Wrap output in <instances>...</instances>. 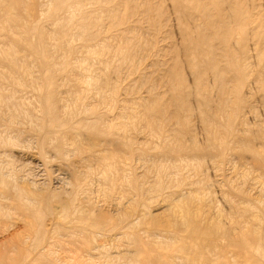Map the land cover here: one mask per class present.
<instances>
[{"label": "rangeland", "instance_id": "obj_1", "mask_svg": "<svg viewBox=\"0 0 264 264\" xmlns=\"http://www.w3.org/2000/svg\"><path fill=\"white\" fill-rule=\"evenodd\" d=\"M55 1L24 0L27 8L24 6V10L13 11L11 16L15 18L6 19L0 13V30H2L0 31L2 81L0 87L3 86L0 88V118L9 111L15 113L17 121L22 124H17L14 130H5L4 127L7 125L0 121L2 128L0 133L8 136L17 134L13 142L15 147L0 144V155L4 158L7 153L5 158L17 159L12 162L18 184L21 180H23L21 184L30 181L28 185L31 188H27L32 189L31 191L41 189L44 193L46 191L45 194L51 195L53 191L58 190L55 193L59 194V198L56 196L57 198L52 199V197L49 202L51 204H48L52 209L45 215L47 220L45 217L43 219L45 224L42 221L44 225L42 224L41 229H45L44 235L41 230L38 231L40 235L37 234V237L41 247L35 248L38 251L34 253L33 248V251L30 248L32 252H29L30 261L27 260L25 264H31L32 260L35 264H44L41 260L34 261L38 253L48 254L47 257L54 254V258L45 260L51 264L58 262L59 264H132L134 240L142 252L152 251L162 255L159 264H181V260L167 256V252L161 246L171 241L170 244L179 245L184 241L182 245L187 247L192 245L191 238L193 239L195 235L205 239L200 249L207 257L205 262L202 260L198 262L199 264H264V252L258 247L259 243L264 248V0H191L193 3L199 1L205 4L209 9L212 8L209 4H216L217 1L218 8L222 12L217 11L220 12L218 16L222 14L216 18L217 20L208 18L212 10H207L206 14H202L203 16L197 15V12L194 17L186 19L192 4L187 1L179 3L178 1L181 0H128L126 6H122L125 4L124 0H113L109 4L104 0H67L68 2L65 0L67 4L64 2L62 8L54 10ZM108 6L118 8L114 16L115 19L121 18V22L117 23L114 19L106 18ZM147 7L149 9H146ZM85 23H88L86 28H84ZM198 39L207 40L206 48L198 53L190 52V43ZM37 41L42 46L44 61L50 67V76L53 80L50 90L56 113L58 118L63 120L61 128H54L62 136L57 133L58 136L51 138L43 151L39 150L37 138L28 132L30 127L35 129L34 125L40 122L38 118L43 112V104L39 100L46 89L36 82V79L40 78V71L35 58L28 52V46H38ZM211 59L214 60L215 66L211 64ZM32 64L35 65L32 67L30 66ZM173 68L176 71L169 74ZM217 72L220 75L218 78ZM27 73L36 76L31 75L32 78L29 80ZM87 77L89 80L86 79ZM16 80L23 82H20L22 85L19 86ZM78 82H81V85ZM23 85L29 91L22 88ZM201 95L209 99L206 106L202 104ZM10 98L14 99L10 100ZM19 98L22 102L17 101L20 100ZM5 99L7 100L4 101ZM26 100L31 101V104L25 103ZM26 104L33 107L27 108L29 106ZM33 108L35 114L32 112ZM22 111L26 112L25 117L22 116L24 114ZM20 114L24 118L23 121ZM27 119L28 122L31 121L30 125ZM37 120L38 123L34 122ZM27 138L30 143L27 142ZM67 140L78 142L82 150L85 149L84 147L87 149L82 151L83 153H76L73 145ZM88 144H92L95 149L92 146V149L88 148ZM65 150H68L66 159L63 155ZM101 152L106 154L103 155ZM68 153L74 154L69 156ZM100 153L102 156L99 155ZM2 157L0 156L1 164H3ZM84 157L88 161H84ZM110 157L114 158L112 161L114 171L111 169L112 171L106 174L108 179H105L104 168L106 164H110L108 159ZM91 159H94L97 165ZM1 164L0 168L4 165ZM99 165L100 169H97ZM19 167L23 171L27 169L30 173H26V170V172L18 170ZM79 167L89 170L82 171ZM22 174L32 176L24 180L26 176ZM94 188L100 190L99 194ZM61 199L62 201H59ZM0 200L2 205L8 203L6 199L0 198ZM71 201L72 203H69ZM55 202L59 206L61 203H63L61 206L67 205L65 207L69 212L67 209L66 217L69 221L67 219L64 222L59 221L63 216L60 218V208L58 209V206L55 208L57 205ZM75 209L78 210L76 213ZM71 215L81 220L89 219L86 223L89 226L98 223L99 229L91 227L89 231L78 232L74 230L75 227L80 226L78 220L70 217ZM11 216L0 218L4 222L10 219V227L8 221L4 227L0 225V230L5 232H0V244L3 245L4 250L8 248L5 245L9 243H14V246L23 245L20 247L23 252L22 249L32 243L33 229L29 232L23 228L25 223L22 218L20 220V216L17 217V214ZM98 217L99 221H97ZM102 219L106 221L103 222ZM135 221L136 223H133ZM53 226L55 227L52 228ZM193 232L194 236L191 234ZM18 233L23 236H19ZM92 234L93 236L96 234V237H92ZM99 235L100 238L97 237ZM116 236L117 238L120 236L119 240L115 238ZM244 236L255 237L253 239L256 243L246 249L233 246V241ZM22 237H26L25 240ZM110 238L115 239L110 240ZM26 239L29 244L25 245ZM106 239L108 242H105ZM15 240L18 242L16 243ZM99 240L103 245L98 243ZM84 241L87 244L83 245ZM55 243H58L59 247ZM68 243L70 245H67ZM47 245L52 247L47 248L49 247ZM17 246L12 247L13 250L16 251L19 247ZM2 247L0 245L3 252ZM7 248L6 254L7 251L14 253L13 256L7 254L8 257H12V262L21 255ZM257 248L261 251L259 252ZM42 249H49L48 253L41 252ZM18 250L20 251L17 249V252ZM205 251L211 253L207 254ZM2 252L0 254L4 255L5 252ZM255 252L259 253L258 256ZM261 253L263 256L260 255ZM14 256L17 257L13 258ZM260 257L263 258L259 259Z\"/></svg>", "mask_w": 264, "mask_h": 264}, {"label": "bare ground", "instance_id": "obj_2", "mask_svg": "<svg viewBox=\"0 0 264 264\" xmlns=\"http://www.w3.org/2000/svg\"><path fill=\"white\" fill-rule=\"evenodd\" d=\"M25 1H27V0H25ZM67 1V0H66ZM105 2H106V4H109L110 2H112L113 0H104ZM125 1V4L124 5H122V6H126V2L128 1V0H124ZM176 1H178V0H176ZM188 2V3H191L192 4V7H191V9L187 12V14H186V19H190V17H192L195 13H197L198 12V14L197 15H202V14H206V11L207 10H212L211 11V14H209L208 15V18L209 19H216V18H219L220 16H222V14H220L219 16H218V13H220L221 12V10L218 8L219 7V5L217 4V1L215 2L216 4H213L212 5V3L211 4H209V5H211L212 6V8L211 9H209V8H207V5H205V4H203V3H199V1L198 2H195V3H193V1H191V0H181V1H178L179 3H183V2ZM212 1V0H211ZM65 0L64 1H61V0H56L55 1V7H54V10H57V9H59V8H62L63 7V5H65ZM68 2V1H67ZM147 2V1H146ZM49 3H50V1H49ZM48 3V4H49ZM133 3V2H132ZM205 3V2H204ZM67 4V3H66ZM82 4V3H81ZM185 4V3H184ZM228 4V3H227ZM146 5V4H145ZM186 5H188V4H186ZM26 7V5H25V3H24V0H3V1H0V13H1V15L4 17V18H6V19H9V17L11 18H15V17H13V16H11L12 15V12L13 11H20V10H24L23 9V7ZM181 6V5H180ZM28 7H30V6H28ZM76 7V6H75ZM104 7V6H103ZM179 7V6H178ZM214 7H215V9L216 10H214ZM223 7V6H222ZM27 8V7H26ZM45 8V7H44ZM187 8H189V7H187ZM235 8H236V6H235ZM49 9V8H48ZM50 9H52V6H51V8ZM67 9H69V8H67ZM77 9V8H76ZM146 9H149L148 7L146 8ZM179 9H181V7H179ZM227 9H229V8H227ZM107 10V15H106V18L107 19H114V20H116V22L117 23H119V22H121V18H117V19H115V12L118 10V8H116V7H110V6H108V8L106 9ZM132 10V9H131ZM236 10V9H235ZM238 10V9H237ZM130 11V10H129ZM217 11H220V12H217ZM222 11H224V10H222ZM226 11V10H225ZM239 11V10H238ZM24 12V11H23ZM30 12V11H29ZM55 12V11H54ZM71 12V11H70ZM149 12V11H148ZM237 12V11H236ZM33 13V12H32ZM48 13L49 12H47V15H48ZM57 13V12H56ZM67 13V12H66ZM69 13V12H68ZM222 13V12H221ZM241 13V12H240ZM14 14V13H13ZM16 14V13H15ZM14 14V15H15ZM23 14V13H22ZM31 14V13H30ZM53 14H55V13H53ZM60 14H61V12H60ZM73 14V13H72ZM75 14V13H74ZM96 14V13H95ZM242 14V13H241ZM24 15V14H23ZM56 15V14H55ZM233 15V14H232ZM26 16V18H27V15H25ZM57 16H58V14H57ZM73 16V15H72ZM99 16V15H98ZM196 16V15H195ZM203 16V15H202ZM218 16V17H217ZM53 17H54V15H53ZM194 17V16H193ZM236 17V16H235ZM18 18V17H17ZM20 18V17H19ZM49 18V17H48ZM148 18V17H147ZM256 18V17H255ZM30 19V18H29ZM65 19V18H64ZM16 20V19H15ZM19 20V19H18ZM17 20V21H18ZM193 20V19H192ZM217 20V19H216ZM68 21V20H67ZM66 21V22H67ZM73 21V20H72ZM93 21H95V20H93ZM107 21V20H106ZM147 21V20H146ZM10 22V21H9ZM104 22V21H103ZM114 22V21H113ZM116 22H114V23H116ZM11 23H12V21H11ZM197 23V22H196ZM70 24V23H69ZM104 24V23H103ZM198 24V23H197ZM4 25V24H3ZM14 25V24H13ZM143 26V25H142ZM201 26V25H200ZM86 27H88V23H85L84 24V28H86ZM197 27V26H196ZM15 28V27H14ZM107 28V27H106ZM16 29V28H15ZM197 29V28H196ZM196 29H195V31H196ZM8 30V29H7ZM19 30H21V29H19ZM47 30V29H46ZM199 30V29H198ZM0 31H2V30H0ZM22 31V30H21ZM48 31V30H47ZM76 31V30H75ZM8 32H10V30L8 31ZM20 32V31H19ZM40 32V31H39ZM82 32V31H81ZM85 32V31H84ZM199 32V31H198ZM197 32V33H198ZM3 33V32H2ZM41 33H43V32H41ZM73 33V32H72ZM79 33H80V29H79ZM9 34V33H8ZM11 34V33H10ZM39 34V33H38ZM44 34V33H43ZM95 34V33H94ZM225 35H226V33H225ZM11 36L13 37V35L11 34ZM23 36V35H22ZM47 36V35H46ZM49 36H52V35H49ZM74 36V35H73ZM82 36V35H81ZM197 36V35H196ZM3 37H5V36H3ZM15 37H17V36H15ZM42 37V36H41ZM70 37V36H69ZM68 37V38H69ZM90 37V36H89ZM131 37V36H130ZM198 37V36H197ZM18 38V37H17ZM37 38V37H36ZM32 39H33V37H32ZM85 39H87L86 37H85ZM106 40V39H105ZM126 40V39H125ZM131 40V39H130ZM140 40V39H139ZM225 41H226V38L224 39ZM127 41H128V39H127ZM126 41V42H127ZM206 41L207 40H205V39H198V40H195V42L193 41V43H190V45H189V51L190 52H192V51H194V52H196V53H198L200 50H202L203 48H206ZM32 42V41H31ZM38 42V41H37ZM39 42H40V35H39ZM38 42V46L37 47H35V46H28V52L30 53V55L31 56H33L34 58H35V61H36V63H37V66H38V68H39V71H40V78L39 79H36V78H34V79H36V82H38L40 85H42V87H46V89H45V92H43V94H41V96H40V102L43 104V112H42V114H41V116L39 115V118H38V120L40 121L39 123H38V120L37 121H34V122H36V123H38L36 126L34 125V128L35 129H33V128H31L30 127V130L28 131V132H30L31 133V135H33L35 138H37V145H38V147H39V150L40 151H43V149L45 148V146L47 145V142L52 138H54V137H57L58 135H56L58 132H56L55 130H54V128L55 127H58V128H61V124L63 123V120H61V119H59L58 118V116H57V113H56V107H55V103L53 102V97H52V95H51V90H50V88H51V86L53 85V80H52V78H51V76H50V67L48 66V64H46V62L44 61V57H43V53H42V50H41V48H42V46H41V44ZM73 42V41H72ZM72 42H69V43H72ZM55 44V43H54ZM10 45V44H9ZM70 45V44H69ZM64 46V45H63ZM130 46V45H129ZM27 48V47H26ZM53 48H55V46L53 47ZM125 48V47H124ZM10 49V48H9ZM14 49V48H13ZM66 49V48H65ZM57 50H59V49H57ZM88 51H89V49H88ZM109 51V50H108ZM60 52H61V50H60ZM61 53H63V52H61ZM100 53H102V52H100ZM157 53V52H156ZM229 53V52H228ZM85 54H87V53H85ZM46 55V54H45ZM14 56V55H13ZM85 56V55H84ZM195 56V55H194ZM16 57V56H15ZM15 57H13L14 59H15ZM61 57H63V55L61 56ZM7 58H9L8 56H7ZM12 58V57H11ZM12 58V59H13ZM30 58V57H29ZM10 59V58H9ZM21 59V58H20ZM11 60V59H10ZM22 60V59H21ZM29 60V59H28ZM27 60V61H28ZM83 60V59H82ZM101 60H102V58H101ZM14 61H16V60H14ZM49 61V60H48ZM47 61V62H48ZM77 61V60H76ZM86 61V60H85ZM108 61V60H107ZM139 61V60H138ZM5 62H7V61H5ZM25 62V61H24ZM65 62V61H64ZM13 63V62H12ZM17 63H19V62H17ZM49 63V62H48ZM64 64V63H63ZM84 64H86V63H84ZM103 64V63H102ZM211 64L213 65V66H215V63H214V60L213 59H211ZM14 65V64H13ZM16 65V64H15ZM33 65H35V64H32V65H30V66H32L33 67ZM101 65V64H100ZM9 66V65H8ZM106 66V65H105ZM16 67V66H15ZM36 68V67H35ZM107 68V67H106ZM172 68V67H171ZM61 69V68H60ZM80 69V68H79ZM105 69V68H104ZM143 69V68H142ZM6 70V69H5ZM10 70V69H9ZM14 70V69H13ZM12 70V71H13ZM17 70V69H16ZM29 70L31 71V69L29 68ZM33 70H35V69H33ZM64 70V69H63ZM36 71V70H35ZM66 71V70H65ZM65 71H63L64 73H65ZM82 71H84V70H82ZM98 71V70H97ZM104 71H106V70H104ZM169 71V70H168ZM176 71V69L175 68H173V70H171V71H169V74L170 73H174ZM10 72V71H9ZM14 72H15V70H14ZM22 72V71H21ZM25 72H26V70H25ZM29 72V71H28ZM4 73V72H3ZM6 73V72H5ZM17 73V72H16ZM61 73V72H60ZM81 73H83V72H81ZM9 74V73H8ZM23 74H24V72H23ZM28 74V73H27ZM63 74V73H62ZM87 74H89V73H86V75ZM99 74H100V72H99ZM98 74V75H99ZM102 74V73H101ZM136 74V73H135ZM11 75V74H10ZM32 74H28V76H29V80H30V78H32V77H30ZM36 76V74H33L32 76ZM38 75V74H37ZM69 75H71V74H69ZM73 75H74V73H73ZM25 76V75H24ZM76 76V75H75ZM74 76V77H75ZM9 77H13V76H9ZM15 77V76H14ZM13 77V78H14ZM83 77V76H82ZM140 77V76H139ZM216 77L218 78V77H220V75L218 74V72H217V74H216ZM1 78H2V76H1ZM12 78V79H13ZM107 78V77H106ZM11 79V78H10ZM77 79V78H76ZM80 79V78H79ZM86 79H88V77L86 78ZM92 79V78H91ZM90 79V80H91ZM105 79V78H104ZM14 80V79H13ZM19 80H21V78L19 79ZM27 80V79H26ZM39 80V81H38ZM89 80V79H88ZM88 80H86V81H88ZM95 80V79H94ZM97 80V79H96ZM100 80V79H99ZM98 80V81H99ZM142 80V79H141ZM0 81H1V79H0ZM6 81V80H5ZM11 82H12V84H13V81L12 80H10ZM17 81V80H16ZM31 81H33L32 79H31ZM31 81H29L30 82V84H31ZM84 81V80H83ZM105 81V80H104ZM2 82V81H1ZM21 82V81H20ZM19 81H17V83H18V85L20 84V85H22L21 83H23V82H21L20 83ZM60 82V81H59ZM6 83V82H5ZM14 83H15V80H14ZM78 83H80V85H81V82H78ZM86 83V82H85ZM99 83V82H98ZM104 83V82H103ZM26 84H28V81H27V83ZM34 84H35V80H34ZM66 84V83H65ZM75 84V83H74ZM84 84V83H83ZM88 84V83H87ZM132 84V83H131ZM19 85V86H20ZM32 85V84H31ZM30 85V86H31ZM63 85V84H62ZM17 86V85H16ZM26 86V85H25ZM67 86V85H66ZM87 86V85H86ZM113 86V85H112ZM3 87V86H2ZM2 87H0V88H2ZM35 87H38V86H35ZM62 87V86H61ZM88 87V86H87ZM16 88V87H15ZM21 88V87H20ZM22 88H26V87H24V85H23V87ZM21 88V89H22ZM55 88V87H54ZM56 88H57V86H56ZM89 88V87H88ZM4 89V88H3ZM3 89H2V92L4 93V91H3ZM9 89V88H8ZM7 89V90H8ZM17 89V88H16ZM27 90H28V88H26ZM31 89V88H30ZM33 89V88H32ZM58 89V88H57ZM93 89V88H92ZM35 90V89H34ZM34 90H31V92L33 91V94L35 93L34 92ZM72 90V89H71ZM29 91V90H28ZM38 91V90H37ZM80 91H83V90H80ZM98 91V90H97ZM14 92H15V90H14ZM19 92V91H18ZM18 92H16V93H18ZM23 92V91H22ZM21 92V93H22ZM55 92H57V91H55ZM66 92V91H65ZM68 92V91H67ZM66 92V93H67ZM99 92V91H98ZM105 92V91H104ZM1 93V92H0ZM12 93V92H11ZM65 93V94H66ZM81 93V92H80ZM87 93V92H86ZM15 94V93H14ZM13 94V95H14ZM20 94V93H19ZM19 94H18V96H19ZM23 94V93H22ZM22 94H20V95H22ZM36 94V93H35ZM37 94H39V92L37 93ZM63 94V93H62ZM70 94V93H69ZM10 95V94H9ZM9 95H8V97H9ZM13 95H12V97H13ZM73 95V94H72ZM76 95V94H75ZM80 95V94H79ZM106 95V94H105ZM11 96V95H10ZM16 96V95H15ZM29 96V95H28ZM57 96H59V94H57ZM31 97V96H30ZM68 97V96H67ZM76 97H77V95H76ZM96 97V96H95ZM26 98V97H25ZM33 98V97H32ZM73 98V97H72ZM93 98H94V96H93ZM99 98V97H98ZM107 98V97H106ZM201 98H202V104H203V106H206V104H208L209 103V99L208 98H206V97H203L202 95H201ZM12 98H10V100H11ZM14 99V98H13ZM12 99V100H13ZM20 99V98H19ZM28 99V98H27ZM37 101H38V99L37 98H35ZM83 99H85V98H83ZM0 100H1V98H0ZM7 99H5L4 101H6ZM34 100V99H33ZM61 99H59V101H60ZM69 100V99H68ZM9 101V100H8ZM7 101V103H8V105L10 106V104H9V102ZM17 101H21L22 102V100L20 99V100H17ZM24 101V100H23ZM64 101H66V100H64ZM75 101V100H74ZM77 101V100H76ZM90 101H91V99H90ZM13 102V101H12ZM29 101L28 100H26V102L25 103H28ZM61 102V101H60ZM70 102V101H69ZM94 102V101H93ZM97 102V101H96ZM15 103H17V102H15ZM30 104H31V101L29 102ZM35 103V102H34ZM66 103V102H65ZM71 103V102H70ZM74 103V102H73ZM72 103V104H73ZM101 103V102H100ZM108 103H110V102H108ZM5 104H6V102H5ZM21 104V103H20ZM30 104H26V106H29V107H27V108H32L33 106H30ZM69 104V103H68ZM75 104V103H74ZM73 104V105H74ZM89 104V103H88ZM95 104V103H94ZM102 104V103H101ZM7 105V104H6ZM35 105H37V104H35ZM90 105V104H89ZM89 105H87V106H89ZM114 105V104H113ZM12 106V105H11ZM17 106V105H16ZM22 106V105H21ZM39 106V105H38ZM60 106H61V104H60ZM67 106V105H66ZM75 106H77V105H75ZM90 107H91V105H90ZM90 107H88V108H90ZM103 107V106H102ZM11 108H13L14 109V107H11ZM13 109H12V111H13ZM17 109H18V106H17ZM66 109V108H65ZM73 109V108H72ZM81 109V108H80ZM119 109V108H118ZM2 110V109H1ZM20 110V109H19ZM37 110H39V109H37ZM64 110V109H63ZM70 110V109H69ZM74 110V109H73ZM78 110V109H77ZM108 110V109H107ZM6 111H7V109H6ZM21 111V110H20ZM66 111V110H65ZM85 111V110H84ZM93 111V110H92ZM14 112H15V110H14ZM17 112V111H16ZM34 114H35V112L36 111H34V108H33V111H32ZM63 112V111H62ZM111 112V111H110ZM110 112H109V114H110ZM119 112V111H118ZM22 113H24V111H22ZM108 113V112H107ZM173 113V112H172ZM3 114V113H2ZM28 114V113H27ZM64 114V113H63ZM62 114V115H63ZM83 114V113H82ZM90 114V113H89ZM98 114V113H97ZM24 115H26V112L22 115L23 117H25ZM38 115V114H37ZM22 116H21V114H20V118H21V120L22 119H24V118H22ZM116 116H118V115H116ZM127 116V115H126ZM29 117V116H28ZM27 117V118H28ZM30 117H32V116H30ZM74 117V116H73ZM97 117V116H96ZM131 117V116H130ZM134 117V116H133ZM205 117H207V116H205ZM18 118H19V116H18ZM68 118V117H67ZM93 118V117H92ZM29 119H31V118H29ZM29 119H27V122L29 121ZM34 119V118H33ZM64 119V118H63ZM70 119V118H69ZM109 119V118H108ZM126 119V118H125ZM206 119V118H205ZM18 119H17V117H16V114L14 113V114H12V113H10L9 111L8 112H6L5 113V115L4 116H2L1 118H0V121L1 122H4L7 126L6 127H4V129L5 130H9V129H13L14 130V128L15 127H17V124H19V125H22V124H20L19 122L20 121H17ZM35 120V119H34ZM23 121V120H22ZM71 121V120H70ZM94 121V120H93ZM31 122V121H30ZM30 122H28L29 123V125H30ZM89 122V121H88ZM92 122V121H91ZM96 122V121H95ZM23 123H25V122H23ZM177 123V122H176ZM146 124V123H145ZM29 125H28V127H29ZM61 125V126H60ZM24 126V125H23ZM2 127V126H1ZM19 127V126H18ZM37 127V128H36ZM104 127V126H103ZM21 128V127H20ZM22 128H25V127H22ZM21 128V129H22ZM142 128V127H141ZM0 129H2V128H0ZM17 129V128H16ZM29 129V128H28ZM105 129V128H104ZM34 130H35V132H34ZM102 131V130H101ZM75 132V131H74ZM103 132V131H102ZM150 132V131H149ZM5 133V132H4ZM8 133V132H7ZM14 133V132H13ZM19 133V132H18ZM60 133V132H59ZM58 133V134H59ZM76 133V132H75ZM19 134H21V135H23L22 133H19ZM77 134V133H76ZM17 134H12L11 136H8V135H4V134H2V133H0V144L2 145V146H4L5 144H9V145H14V147H15V144L13 143L15 140H16V138H17V136H16ZM16 136V137H15ZM59 136L61 137L62 136V134L60 133L59 134ZM67 137H68V140H69V136H68V134H67ZM89 137V136H88ZM29 138V137H28ZM28 138L26 139V140H28ZM35 138H33V139H35ZM78 138V137H77ZM83 138H84V136H83ZM30 139V138H29ZM82 139V138H81ZM85 139V138H84ZM55 140V139H54ZM62 140H64V138H62ZM61 140V141H62ZM67 140V141H68ZM77 140V139H76ZM86 140V139H85ZM31 141V140H30ZM79 141V140H78ZM82 141V140H81ZM28 143H30L29 142V140L27 141ZM32 142V141H31ZM34 142V141H33ZM32 142V143H33ZM53 142V141H52ZM70 141H68V143H69ZM90 142V141H89ZM16 143V142H15ZM18 143V142H17ZM24 143V142H23ZM26 143V142H25ZM27 143V144H28ZM31 143V144H32ZM51 143V142H50ZM49 143V144H50ZM67 143V144H68ZM72 145H73V147L75 148V152L76 153H79L80 154V152H82V151H84L85 149H87V147H84L85 149L84 150H82V147H81V145H79L78 144V142L76 143L75 141H71L70 142ZM86 143V142H85ZM115 143V142H114ZM96 144V143H95ZM1 145H0V147H1ZM21 145V144H20ZM26 145V144H25ZM99 145L101 146V144L99 143ZM98 145V146H99ZM116 145V144H115ZM127 145V144H126ZM17 146H19V144L17 145ZM22 146V145H21ZM30 146V145H29ZM51 146V145H50ZM88 146V148H90V149H92V148H94L95 149V147H93L92 146V144H88L87 145ZM91 146H92V148H91ZM97 146V147H98ZM10 147V146H9ZM25 147V146H24ZM26 147H28V146H26ZM25 147V148H26ZM65 147V146H64ZM68 147V146H67ZM70 147V146H69ZM72 147V146H71ZM4 148V147H3ZM29 148V147H28ZM31 148V147H30ZM49 148V147H48ZM13 149V148H12ZM33 149V148H32ZM71 149V148H70ZM108 149V148H107ZM1 150H2V148H1ZM4 150V149H3ZM54 150V149H53ZM238 150V149H237ZM39 151V152H40ZM91 151V150H90ZM67 152H68V150H65V152H63V155H64V158L66 159L67 158V156H66V154H67ZM73 152V151H72ZM74 152V153H75ZM89 152V151H88ZM106 152V151H105ZM113 152V151H112ZM74 153H70L71 155L72 154H74ZM83 153V152H82ZM99 153V152H98ZM102 153V152H101ZM101 153L99 154V155H101ZM107 153V152H106ZM106 153H102L103 155L104 154H106ZM3 154V153H2ZM5 154V153H4ZM7 154V153H6ZM6 154L4 155V158L2 157L3 155H0L2 158H3V164H1V165H3V167L2 168H0V198L1 199H6V201H8V203H5L6 205H2V203H0V218H1V216L2 217H7L8 218V216H11L12 214H17V217L18 216H20L19 218H20V220H21V218L23 219V221H24V223H25V225H24V227L23 228H25V229H27L28 231L29 230H31V229H33V231H32V234H34V235H32V238L30 237V236H28L29 238H31L32 240H31V244H30V246H28V247H26L27 245V243L29 244V242L27 241V239H26V241L27 242H25L24 240V238H26V237H22L24 240H23V242H25V247H24V249H22L23 250V252L21 251V246L23 247V245H21L20 246V244H17V245H15V246H17L18 248L17 249H20V251L18 250V252H17V249H16V251L15 250H13V248L12 247H15L13 244H11V243H9V245L11 244V248H9L10 246L6 243V241H5V243L7 244V245H5V246H8V248L9 249H12L13 250V252L15 251V253H17V254H21L20 256L19 255H17V254H15V255H17V256H19V257H17V256H14L13 258H16L17 260H15V261H13L12 262V257H8V255L7 254H9L10 252H8L7 251V254H6V248H5V250L3 249V245L2 244H0L1 245V247H2V249H3V252H5L4 253V255L6 254L7 256H6V258L8 257V260H10L9 262H8V260L6 259V258H4L5 256L3 255V254H0V264H25L26 262H27V260H29V256H30V254H29V252H31L30 251V248H31V250H32V248H33V253L39 248L38 246H40V244H39V240H38V237H37V234H39V232L38 231H42V234L44 235V232H45V229L43 230V229H41V227H42V224H43V219H44V217H45V215H46V213H48L49 211H50V209H52V208H50L49 207V205L51 204V203H49L50 202V199L52 198V199H54L56 196H58V198H59V194L58 195H56V193H55V191H58V190H55V191H53L52 192V194L50 195V194H45L46 193V191H45V193H44V191H42L41 189H37V190H34L33 189V191H31L30 189H28L27 187H29V188H31L28 184H29V182L28 183H25V184H21L20 182H22L23 180H19L20 182H19V184H18V182H17V180H16V176H15V173H14V164H13V160L14 159H16V158H12L11 160L9 159H7V157L5 158V156H6ZM40 154V153H39ZM46 154V153H45ZM69 154V153H68ZM70 154H69V156H70ZM86 154H88V153H86ZM97 154V153H96ZM108 154V153H107ZM113 154V153H112ZM112 154H111V156H112ZM46 155H48V154H46ZM50 155V154H49ZM93 155H94V153H93ZM109 155V154H108ZM34 156V155H33ZM57 156V155H56ZM79 156V155H78ZM81 156V155H80ZM102 156V155H101ZM110 156V155H109ZM114 156V155H113ZM73 157H75V156H73ZM47 158V157H46ZM51 158V157H50ZM63 158V159H64ZM89 158V157H88ZM95 158V157H94ZM105 158H107V157H105ZM64 159V160H65ZM75 159H77V158H75ZM101 159V158H100ZM108 159H110V164H112L111 166H110V164H106L105 165V168H104V172H105V179L108 177V175L106 176V174L108 173H110L113 169V163H112V161H113V157H110V158H108ZM137 159V158H136ZM17 160V159H16ZM45 160H47V159H45ZM49 160V159H48ZM83 160V159H82ZM81 160V161H82ZM92 160V159H91ZM94 160V159H93ZM92 160V161H93ZM20 161V160H19ZM73 161V160H72ZM77 161V160H76ZM84 161H88V159L87 158H85L84 157ZM96 161V160H95ZM101 161H102V159H101ZM106 161V160H105ZM136 161V160H135ZM139 161V160H138ZM0 162H2V161H0ZM45 162H47V161H45ZM78 162V161H77ZM76 162V163H77ZM83 162V161H82ZM94 162V161H93ZM96 162H100V161H96ZM115 162V161H114ZM15 163V162H14ZM16 163H17V161H16ZM23 163V162H22ZM27 163V162H26ZM80 163V162H79ZM89 163V162H88ZM88 163H86V164H88ZM95 163V162H94ZM46 164V163H45ZM44 164V165H45ZM73 164V163H72ZM71 164V165H72ZM75 164V163H74ZM78 164V163H77ZM81 164H83V163H81ZM92 164V163H91ZM96 165H97V163H95ZM23 165H25L24 163H23ZM27 165V164H26ZM49 165V164H48ZM116 165V164H115ZM122 165V164H121ZM117 166V165H116ZM125 166V165H124ZM28 167V166H27ZM82 167V166H81ZM89 167V166H88ZM93 167H95V165L93 166ZM118 167V166H117ZM171 167V166H170ZM16 168V167H15ZM22 168L24 169V167L22 166ZM22 168H17L18 170H22ZM25 168H26V166H25ZM36 168V167H35ZM66 168V167H65ZM80 168V167H79ZM116 168V167H115ZM16 169V170H17ZM29 169V168H28ZM69 169H71V168H69ZM83 169L84 168H80V170H82L83 171ZM89 169H91V167H89ZM88 169V170H89ZM97 169H100V165H99V168H97ZM112 169V170H111ZM3 170H5V171H3ZM27 172H26V171ZM24 171L26 172V173H30L27 169H25ZM33 170V169H32ZM31 170V171H32ZM66 170H68V169H66ZM72 170V169H71ZM75 170H76V168H75ZM85 171L87 170V168L86 169H84ZM87 170V171H88ZM111 170V171H110ZM23 171V170H22ZM23 171V172H24ZM98 171V170H97ZM114 171V170H113ZM23 172H20V174L21 173H23ZM69 172V171H68ZM95 172V171H94ZM103 171L101 172L102 174L104 173ZM120 172V171H119ZM78 173V172H77ZM86 173V172H85ZM85 173H83V175L85 174ZM133 173V172H132ZM16 174H18V171H17V173ZM62 174V173H61ZM87 174H89V173H87ZM120 174V173H119ZM123 174V173H122ZM121 174V175H122ZM22 175H25V174H22ZM30 175L31 174H29V175H25L26 177H24L25 179L24 180H26V178L29 176L30 177ZM35 175V174H34ZM75 175V174H74ZM124 175V174H123ZM32 176V175H31ZM81 176V175H80ZM85 176V175H84ZM104 176V175H103ZM100 177V176H99ZM98 177V178H99ZM112 177V176H111ZM35 178V177H34ZM21 179H23V178H21ZM29 179V178H28ZM31 179V178H30ZM108 179V178H107ZM123 179H125V178H123ZM127 179H128V177H127ZM126 179V180H127ZM141 179V178H140ZM32 180H34L33 178H32ZM83 180V179H82ZM130 180V179H129ZM139 180V179H138ZM137 180V181H138ZM84 181V180H83ZM91 181V180H90ZM136 181V182H137ZM27 182V181H26ZM121 182V181H120ZM124 182V181H123ZM23 183V182H22ZM38 183V182H37ZM36 183V184H37ZM78 183V182H77ZM91 183V182H90ZM90 183H89V185H90ZM104 183V182H103ZM33 185H34V182L32 183ZM40 185H41V183H39ZM38 184V185H39ZM45 184V183H44ZM49 184V183H48ZM65 184V183H64ZM81 184V183H80ZM82 184H83V182H82ZM95 184V187H97L96 186V183H94ZM122 184V183H121ZM143 184V183H142ZM24 185H26V187L24 186ZM43 185V184H42ZM87 185V184H86ZM92 185V184H91ZM98 185V184H97ZM100 185V184H99ZM98 185V186H99ZM128 185V184H127ZM35 186H37V185H35ZM65 186V185H64ZM68 186V185H67ZM82 186V185H81ZM111 186V185H110ZM140 186V185H139ZM41 187H43V186H41ZM49 187H50V185H49ZM91 187V186H90ZM94 187V186H93ZM130 187V186H129ZM157 187V186H156ZM44 188V187H43ZM47 187H45V189H46ZM102 188H104V186L102 187ZM123 188V187H122ZM139 188V187H138ZM94 189H96V193L98 192V191H100V190H97V188H94ZM109 189V188H108ZM139 189H141V188H139ZM47 190V189H46ZM102 190V189H101ZM91 191L92 190H90V193H91ZM95 191V190H94ZM84 192V191H83ZM88 192V191H87ZM87 192H85V193H87ZM109 192V191H108ZM139 192H140V190H139ZM138 192V193H139ZM142 192V191H141ZM58 193V192H57ZM76 193V192H75ZM84 193V194H85ZM89 193V194H90ZM146 193V192H145ZM53 194H55V195H53ZM65 194V193H64ZM68 194V193H67ZM91 194H93V193H91ZM94 194H95V192H94ZM98 194H99V192H98ZM140 194V193H139ZM70 195V194H69ZM77 195V194H76ZM79 195V194H78ZM194 195V194H193ZM196 195V194H195ZM260 195V194H259ZM73 196H75V195H73ZM73 196H72V198H73ZM140 196V195H139ZM256 196V195H255ZM137 197V196H136ZM57 198V197H56ZM66 198H68L67 196H66ZM75 198V197H74ZM255 199V198H254ZM66 200V199H65ZM64 199H63V201H65ZM81 200V199H80ZM6 201H4V202H6ZM53 200H51V202H52ZM56 201V200H55ZM59 201H62V199L61 200H59ZM74 201H75V199H74ZM79 201V200H78ZM85 201V200H84ZM83 201V202H84ZM180 201V200H179ZM0 202H1V200H0ZM3 202V201H2ZM81 202H82V200H81ZM56 203V202H55ZM61 203V202H60ZM69 203H72V201L71 202H69ZM75 203V202H74ZM73 203V204H74ZM92 203V202H91ZM199 203V202H198ZM49 204V205H48ZM57 204V203H56ZM55 204V205H56ZM61 204H63V203H61ZM61 204H60V206H61ZM65 204H66V202H65ZM55 205H52V206H55ZM69 205H71L72 206V204H69ZM78 205H80V204H78ZM77 205V206H78ZM58 206V209L60 208V210H59V215H60V218H61V216H63V218H61L59 221H63L64 222V220L65 219H67V217H66V215H68V214H66V212H67V209L68 208H66L65 206H67V205H65V206H59V204H57L56 206H55V208ZM86 206V205H85ZM84 206V207H85ZM92 207V206H91ZM131 207V206H130ZM73 208V207H72ZM71 207H70V209H72ZM76 208V207H75ZM81 208V207H80ZM80 208H77V209H80ZM132 208V207H131ZM170 208V207H169ZM249 208V207H248ZM77 209H75V213H76V210ZM121 209V208H120ZM143 209V208H142ZM74 210V209H73ZM80 210H82V209H80ZM79 210V211H80ZM84 210H86V207H85V209ZM88 210V209H87ZM53 211H54V209H53ZM57 211V210H56ZM56 211H55V215H56ZM78 211V210H77ZM58 212V211H57ZM68 212H69V209H68ZM82 212V211H81ZM93 212V211H92ZM104 212V211H103ZM63 213V215H61ZM75 213H73V214H75ZM83 213V212H82ZM96 213V212H95ZM129 213V212H128ZM11 214V215H10ZM50 214H52V213H50ZM49 214V215H50ZM79 214V213H78ZM77 214V215H78ZM88 214V213H87ZM105 214V213H104ZM176 214V213H175ZM221 214V213H220ZM65 215V216H64ZM80 215H81V213H80ZM85 215V214H84ZM93 215V214H92ZM112 215H113V213H112ZM139 215V214H138ZM51 216V215H50ZM83 216V215H82ZM97 216V215H96ZM126 216V215H125ZM12 217V216H11ZM17 217H15L16 219H19V218H17ZM59 217V216H58ZM58 217H57V219H58ZM66 217V218H65ZM70 217H72V215L70 216ZM77 217H79V216H77ZM127 217V216H126ZM129 217V216H128ZM143 217H145V216H143ZM180 217V216H179ZM6 218V219H7ZM15 218H13V219H15ZM73 218V217H72ZM72 218H70V219H72ZM141 218V217H140ZM2 219V218H1ZM4 219V218H3ZM45 219L47 220V218L45 217ZM56 219V217H54V220ZM73 219H76V220H78V222L77 223H79V225L80 226H77V227H75V229L74 230H76V231H82V232H84V231H89V228H91V227H95V228H98L99 229V224L98 223H93V224H91L90 226H89V224H86V223H88L89 222V219L87 220H81V218L80 219H77V218H73ZM90 219H92V216H90ZM117 219V218H116ZM124 219H126V218H124ZM133 219V218H132ZM68 220V219H67ZM97 220V219H96ZM109 220V219H108ZM107 220V221H108ZM182 220H184L183 218H182ZM258 220V219H257ZM0 221H2V220H0ZM8 221V226L10 227V225H9V221H10V219L9 220H7ZM7 221H2V222H0V225H1V227H4L5 226V223L7 222ZM43 221V222H42ZM58 221V222H59ZM69 221V220H68ZM87 221V222H86ZM92 221V220H91ZM97 221H99V217H98V220ZM101 221H103V222H105L103 219L101 220ZM136 221H138V218H137V220ZM136 221L135 222H133V223H136ZM249 221V220H248ZM12 222V221H11ZM14 222H16V221H14ZM19 222V221H18ZM55 222V221H54ZM57 222V221H56ZM74 222H75V220H74ZM110 222V221H109ZM13 223V222H12ZM19 223H21V222H19ZM50 223H51V220H50ZM49 223V224H50ZM124 223V222H123ZM44 224H45V222H44ZM43 224V225H44ZM47 224H48V222H47ZM71 225H72V223H70ZM69 224V225H70ZM106 224V223H105ZM115 224V223H114ZM190 224V223H189ZM260 224V223H259ZM3 225V226H2ZM14 225V224H13ZM58 225V224H57ZM70 225V226H71ZM75 225V224H74ZM129 225V224H128ZM127 225V226H128ZM133 225V224H132ZM18 226V225H17ZM56 226V225H55ZM55 226H53L52 228H54ZM104 226V225H103ZM113 226V225H112ZM116 226V225H115ZM130 226V225H129ZM134 226V225H133ZM8 227V228H9ZM22 227V226H21ZM69 227V226H68ZM110 227H111V225H110ZM135 227V226H134ZM138 227V225L136 226V228ZM12 228V227H11ZM18 228V227H17ZM20 228V227H19ZM44 228V227H43ZM60 228V227H59ZM92 228V229H93ZM115 228V227H114ZM128 228V227H127ZM131 228V227H130ZM6 229H7V227H6ZM35 229V230H34ZM58 231H59V229L58 228H56ZM62 229V231H63V228H61ZM2 230V229H1ZM0 230V232H2ZM65 231H66V229H64ZM68 230V229H67ZM125 230V229H124ZM197 230V229H196ZM4 231V230H3ZM26 231V230H25ZM27 231V232H28ZM69 231V230H68ZM75 231V232H76ZM93 231V230H92ZM30 232V231H29ZM35 232V233H34ZM38 232V233H37ZM61 232V231H60ZM69 232H71V231H69ZM73 232V231H72ZM75 232H74V234H75ZM121 232V231H120ZM234 232V231H233ZM2 233H5V232H2ZM12 233H14V232H12ZM16 233V232H15ZM23 233V232H22ZM63 233V232H62ZM65 233V232H64ZM63 233V234H64ZM95 233V232H94ZM97 233V232H96ZM99 233V232H98ZM143 233V232H142ZM196 233V232H195ZM1 234V233H0ZM10 234V233H9ZM26 233L24 232V234L23 235H25ZM29 233H27V235H28ZM49 234V233H48ZM87 234V233H86ZM91 234V233H90ZM116 234V233H115ZM191 234H193V236H194V232L193 233H191ZM222 234V233H221ZM232 234V233H231ZM248 234V233H247ZM261 234V233H260ZM17 235V234H16ZM18 235L19 236H23V235H21V234H19L18 233ZM40 235V234H39ZM51 235V234H50ZM96 235V234H95ZM93 236V234H92V237H96V236ZM202 235V234H201ZM253 235V234H252ZM9 236H11V235H9ZM18 236V237H19ZM68 236V235H67ZM192 236V237H193ZM212 236V235H211ZM223 236V235H222ZM235 236V235H234ZM243 236V235H242ZM254 236V235H253ZM27 237V238H28ZM42 237H44V236H42ZM45 237H47V236H45ZM63 237H64V235H63ZM74 237H77V236H74ZM97 237H101L100 235L99 236H97ZM120 237V236H119ZM118 237V238H119ZM125 237V236H124ZM149 237V236H148ZM157 237V236H156ZM155 237V238H156ZM213 237V236H212ZM219 237V236H218ZM9 238V237H8ZM49 238V237H48ZM66 238V237H65ZM69 238H70V235H69ZM73 238V237H72ZM78 238V237H77ZM81 238V237H80ZM86 238V237H85ZM87 238H88V236H87ZM91 238V237H90ZM115 238H117V236L115 237ZM115 238H112V239H115ZM117 238V239H118ZM129 238H131V236L129 237ZM151 238V237H150ZM149 238V239H150ZM168 238V237H167ZM207 238H208V236H207ZM231 238V237H230ZM253 238H255V237H248V236H244V237H242V238H240L239 240H235V241H233V246H235V247H237V248H239V249H246L247 247H250L251 245H253L254 243H256L255 242V240L253 239ZM12 240H14L13 238H11ZM15 239H19V238H15ZM42 239V238H41ZM45 239V238H44ZM111 238H110V240H112ZM157 239H158V237H157ZM187 239V238H186ZM10 240V239H9ZM12 240H10V241H12ZM17 240H15V242L17 241ZM20 240H22L21 239V237H20ZM43 240V239H42ZM41 240V241H42ZM69 240H71V239H69ZM84 240V239H83ZM82 240V241H83ZM92 240V239H91ZM98 240V239H97ZM101 240V239H100ZM99 240V241H100ZM119 240V239H118ZM162 240H164V239H162ZM179 240V239H178ZM190 240V239H189ZM207 240H210V239H207ZM1 241V240H0ZM43 241H45V240H43ZM48 241H49V239H48ZM56 241V240H55ZM58 241V240H57ZM67 241H68V239H67ZM93 242L95 241L94 240V238H93V240H92ZM91 241V242H92ZM108 242V239H106L105 240V242ZM116 241V240H115ZM155 241V240H154ZM175 241H177V240H175ZM191 241L193 242L192 243V245H189V246H185V245H182L183 243H184V241H182L183 243L182 244H179V245H172V244H170V243H172V241L170 242V243H163L162 244V246H161V248L162 249H165V251L167 252V256H170V257H175V259L177 258L179 261L181 260V264H197L199 261H206L205 259H206V257H207V255H205V254H203L204 252H202L201 251V249H200V246H201V243H204L205 242V239L204 238H201L200 236H198V235H195L194 236V238L192 239L191 238ZM211 241V240H210ZM18 242V241H17ZM16 242V243H17ZM21 242V241H20ZM91 242H90V244H91ZM156 242V241H155ZM165 242H167V241H165ZM169 242V241H168ZM4 243V242H3ZM4 243V244H5ZM22 243V242H21ZM98 243H100L101 244V241L100 242H98ZM116 243V242H115ZM117 243H120V242H117ZM211 243H212V241H211ZM24 244V243H23ZM48 244H49V242H48ZM56 244V243H55ZM58 244V243H57ZM56 244V245H57ZM81 244V243H80ZM84 244H87V242H85L84 241V243H83V245ZM95 244V243H94ZM121 244H123V243H121ZM132 244H133V247H134V251H133V257H132V264H145V263H147V264H159L160 262H161V260H162V255H160V254H156V253H153L152 251H150V252H148V253H145V252H142L139 248H138V246H137V243H136V240H134L133 242H132ZM186 244H187V242H186ZM13 245V246H12ZM52 245V244H51ZM59 245V244H58ZM57 245V246H58ZM67 245H70V243H68ZM76 245V244H75ZM78 245V244H77ZM93 245V244H92ZM101 245H103V244H101ZM107 245V244H106ZM126 245V244H125ZM153 245V244H152ZM161 245V244H160ZM43 246V245H42ZM47 246H49V247H47ZM46 247L47 248H50V247H52V246H50V245H47ZM79 246V245H78ZM77 246V247H78ZM97 246V245H96ZM100 246V245H99ZM118 246V245H117ZM153 246H155V245H153ZM222 246V245H221ZM38 247V248H37ZM41 247V246H40ZM59 247V246H58ZM71 247V246H70ZM82 247V246H81ZM86 247V246H85ZM101 247V246H100ZM130 247V246H129ZM156 247V246H155ZM257 247V246H256ZM258 247H260L262 250H263V252H264V248H263V246L262 245H260L259 243H258ZM8 248H7V250H8ZM35 248H37V249H35ZM79 248H80V246H79ZM84 248V247H83ZM88 248V247H87ZM92 248H93V246H92ZM98 248V247H97ZM103 248V247H102ZM102 248H100L101 250H102ZM106 248V247H105ZM104 248V249H105ZM216 248V247H215ZM96 249V248H95ZM156 249V248H155ZM258 249V248H257ZM12 250H9V251H12ZM46 250V251H45ZM49 250V249H48ZM47 249H42V251L41 252H47L48 251ZM87 250H89V249H87ZM206 250H207V248H206ZM220 250V249H219ZM38 251V250H37ZM255 251H257V250H255ZM258 251L260 252L261 250L260 249H258ZM257 251V252H258ZM2 251H1V249H0V253H1ZM2 252V253H3ZM51 252V249H50V251H49V253ZM90 252V251H89ZM205 252H207V254H210L211 252H209V251H205ZM217 252V251H216ZM220 252V251H219ZM250 252H251V250H250ZM257 252H255V254H257ZM32 253V252H31ZM48 253V252H47ZM52 253H54V252H52ZM51 253V254H52ZM67 253V252H66ZM102 253V252H101ZM104 254H105V252H103ZM245 253V252H244ZM45 254V253H44ZM42 255V254H40V253H38L37 254V256L35 257V259H34V261H39V260H41V262H43L44 261V264L45 263H47V264H49L50 262H46V261H48L49 259H51L52 257L54 258V254H53V256H51V257H47L46 255H48V254H45V255ZM259 254V253H258ZM258 254H257V256H258ZM263 253H261L260 255H262ZM10 255L11 256H13L14 255V253L13 254H11L10 253ZM71 255V254H70ZM88 255V254H87ZM102 255V254H101ZM212 255V254H211ZM217 255V254H216ZM219 255H221V254H219ZM4 256V257H3ZM32 256V255H31ZM86 256V255H85ZM109 256V255H108ZM129 256V255H128ZM165 256V255H164ZM263 256V255H262ZM92 257V256H91ZM102 257H103V255H102ZM228 257H229V255H228ZM238 257V256H237ZM10 258V259H9ZM31 258V257H30ZM99 258V257H98ZM126 258V257H125ZM164 258V257H163ZM234 258V257H233ZM232 258V259H233ZM263 257H260L259 259H262ZM6 259V260H5ZM108 259V258H107ZM212 259V258H211ZM32 260V259H31ZM46 260V261H45ZM55 261H56V258L54 259ZM68 260V259H67ZM111 260V259H110ZM167 260H169V259H167ZM177 260V261H178ZM30 261V260H29ZM171 261V260H170ZM178 261V262H179ZM232 261V260H231ZM234 261V260H233ZM40 262V263H41ZM129 262V261H128ZM38 263V262H37ZM104 263V262H103ZM173 263V262H172ZM177 263V262H176ZM222 263V262H221ZM30 264V263H29ZM31 264H35V263H33V260H32V263ZM51 264V263H50ZM57 264H59V262L57 263ZM169 264V263H168ZM174 264V263H173ZM199 264V263H198ZM229 264V263H228Z\"/></svg>", "mask_w": 264, "mask_h": 264}]
</instances>
